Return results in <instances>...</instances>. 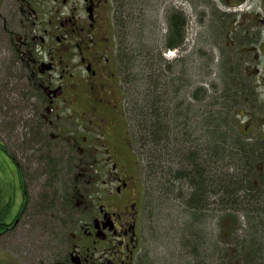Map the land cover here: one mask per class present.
<instances>
[{"label": "rangeland", "instance_id": "1", "mask_svg": "<svg viewBox=\"0 0 264 264\" xmlns=\"http://www.w3.org/2000/svg\"><path fill=\"white\" fill-rule=\"evenodd\" d=\"M246 1L247 3L242 5L243 8L251 7L249 10L260 11L264 16V0ZM120 2L125 3L122 8L130 15L127 20L133 23L132 25L129 23L126 29L132 30L135 34H140L141 29H144L142 38L130 42L124 37L119 38L123 43L129 44V50L143 39H147L150 43H159V49H163L165 35L168 33L166 16L168 10L175 7L187 15V52L197 47V59L191 55L188 61L194 59V62L187 63L188 75L210 73L207 76L208 81L219 83L218 91L207 83L208 88L211 89L209 96L214 93V97L207 98L204 105H209L207 110L213 108L211 102L221 94L220 91L225 87L226 81H229L236 91L237 88L245 87L233 95V101H227L228 108L231 109L230 122H237V139L240 136L242 141L249 142L250 145L247 146L251 150L262 149L264 146V102L262 101L264 99V24L261 21H253L251 15H248L249 18L246 20L244 13L247 9L238 11L237 8L235 14V6L226 4L223 0H120ZM118 3V0H113L110 23L113 38L111 67L114 66L117 72L116 83L119 91L122 92L121 75L116 65L115 54L120 53L124 47L115 42V37L118 39V36H115L117 29L113 20ZM242 22L245 23L241 25ZM248 22L249 26L245 27ZM250 31L260 33L257 49L263 50L261 56L260 51L256 52L251 44L242 40V33ZM0 41L1 64L6 63L9 57L5 38L2 36ZM180 51V49L177 51L164 48L163 55L167 60L172 61L178 57ZM209 57H213V65L207 64L210 62ZM255 67L257 71L253 73L248 71L249 68ZM176 69L175 65L172 71L175 72ZM0 83V139L7 148L6 150L0 142V214L4 222L13 221L23 206V196L20 198L21 190L24 188L23 180L20 171H17L15 159L24 169L23 176L28 192V199L21 211L19 223L8 233L0 235V249L6 251L5 255L12 253L28 264H42L44 260H41L47 251L50 257H53L55 251L62 247L59 239L65 237L64 233L68 227L66 225L69 223L68 214L80 215L81 208L70 200L69 184L74 183L77 177L82 179L81 176H77L78 171L89 166L90 158L81 152L79 145L82 146L85 136L87 139L95 137L93 133L83 132L78 120L72 121L65 117L60 120L56 112L44 117L46 111L44 102L42 103L43 92L39 90L38 93L36 87H29L25 80H13L11 75L2 71ZM221 102L226 100L219 97L218 105H223ZM70 112L73 111L60 110L62 117ZM36 113V119L33 120ZM80 116H82L80 112L75 113V119ZM124 123L123 129L126 130L127 138L129 128L136 130L138 127L132 125L128 118H124ZM240 125L244 127L243 131ZM117 130L121 136V124ZM199 133V130L196 131V134ZM170 134L173 138L178 135L172 129ZM202 134L201 140L205 142L204 131ZM75 135L78 139H74ZM177 138L172 140L171 146L188 150L189 146L185 147L183 141ZM101 144L102 141L100 146ZM131 149L139 163L138 172L144 187L140 248V253L146 255L144 264H201L203 246L198 249L193 244L195 238L199 236L202 243L203 239L207 238L211 243L209 245L211 250L219 243V239L223 238L220 237L221 232L228 235V230L233 228L237 230V264L264 263L263 249L257 246L248 250L251 244H246V236L251 239L252 231L258 230L260 235H264L262 229L264 159H260L255 168L249 169L237 163L236 167H224L226 170L221 167L218 170L216 169L218 165L216 167L206 163L207 179L216 171H223L218 174V178H223L224 172L235 169L237 179L244 180V187L242 188L241 183H237V217L227 215L225 202L221 200L224 192L221 193V197L217 195L216 198L206 193L207 196L202 204L203 213L196 223V216L191 213L187 203L193 186L189 182L178 181L173 186L174 189L167 192L162 182L165 172L160 170L151 173L150 168L145 166L146 160L137 146ZM10 152L14 154L15 159ZM81 192L83 193L84 190ZM82 193L77 195L78 200L84 198ZM257 215L260 219L256 218ZM201 229L203 232L200 233ZM223 241L228 242L231 239H222V243H219L221 246ZM235 244L231 242L232 248H235ZM227 254H224L223 264H235L234 258L227 261Z\"/></svg>", "mask_w": 264, "mask_h": 264}, {"label": "flooded vegetation", "instance_id": "2", "mask_svg": "<svg viewBox=\"0 0 264 264\" xmlns=\"http://www.w3.org/2000/svg\"><path fill=\"white\" fill-rule=\"evenodd\" d=\"M223 1L235 6V14L237 8L238 11L247 9L246 20L251 15L253 21L264 24L261 12L242 7L246 0ZM112 7L113 0H0V38H5L9 57L6 63L0 64V73L5 71L13 80H25L29 87L43 92L44 117L56 112L60 120L64 117L78 120L82 131L95 137L85 136L82 146L79 145L81 152L90 158L89 166L82 171L79 168L76 175L82 179L76 176L75 182L69 184L70 200L81 208L80 215L68 214L65 237L59 239L62 247L53 257L47 251L49 255L46 252L42 264H144L146 257L140 253L144 187L139 163L123 129L122 93L116 83L117 72L111 67ZM248 26L249 22L245 27ZM255 34L260 38L257 31L243 32L242 40L256 52L260 51L261 56L263 50L257 49L259 43L250 42ZM235 36L237 41V33ZM257 70L256 67L248 69L250 73ZM63 109L73 112L62 117L60 110ZM77 112L82 116L75 119ZM36 116L37 113L33 120ZM120 124L121 136L117 130ZM15 161L23 180L24 191L21 190L20 197L23 196V206L11 222H4L0 214V235L17 226L28 199L24 169ZM79 193L84 196L82 200L76 198ZM256 218L260 219L258 215ZM250 235L251 239L246 236V244H251V248L260 246L264 251V235L258 230ZM222 239L218 242L222 243ZM219 243H214L210 250L211 243L204 238L201 264L224 263V242L223 246ZM5 252L0 249V264H28Z\"/></svg>", "mask_w": 264, "mask_h": 264}, {"label": "trees", "instance_id": "3", "mask_svg": "<svg viewBox=\"0 0 264 264\" xmlns=\"http://www.w3.org/2000/svg\"><path fill=\"white\" fill-rule=\"evenodd\" d=\"M118 1L117 13L113 20L117 29L115 36H118V39L115 37V42L124 47L120 53L115 54L116 65L121 75L124 118H128L132 125L138 127L136 130L129 128L128 142L132 148L137 146L146 160L145 166L150 168L151 173L160 170L165 172L162 182L167 192L172 191L178 181H186L193 186L187 203L191 213L196 216L195 222H198L203 213L202 204L206 193L216 198L217 195L221 197V193L224 192L221 200L225 202L227 215L237 217V183H241L243 188L244 180L237 179L235 169L224 172L223 178H218V174L223 171H216L208 179L205 173L208 167L206 163L216 167L218 165L216 168L218 170L221 167L223 169L236 167L237 163L249 169L255 168L259 160L264 159V146L260 150L248 148L249 142L242 141L240 136L237 139V122H230L231 109L228 108L227 101H233V95L245 87L237 88L236 91L231 83L226 81L225 87L219 90L221 94L211 102L213 108L207 110L209 105H204L206 99L214 97V93L209 96L211 89L207 83H210L215 91H218L219 83L208 81L207 76L210 73L188 75L187 63L194 62V59L188 61L191 55L197 59V47L187 52V15L175 7L167 12L168 33L165 35L166 40L162 48L181 50L178 57L170 61L164 57L163 49H159V43H150L143 39L129 50V44L119 39L124 37L130 42L142 38L144 29H141L140 34L126 29L129 23L131 25L133 23L127 20L130 15L122 8L125 3ZM257 41H259L257 35L250 38L254 45H258ZM209 60L207 64L213 65V57H209ZM175 65L177 69L173 72ZM219 97L226 100L221 102L223 103L221 106L218 105ZM171 129L178 134V138L177 136L173 138L170 134ZM240 129L243 131L244 127L240 125ZM198 130L200 133L196 134ZM202 131L206 135L205 142L201 140ZM176 138L183 141L185 147L189 146L188 150L172 147L170 143ZM0 142L5 147L2 140ZM5 149L7 150L6 147ZM225 234L222 235L223 239L231 241H223L222 257L225 258L224 254L228 253L227 261L237 259V245L235 244L234 249L231 246V242L236 243L237 230L229 229L228 235ZM201 240L197 236L193 242L198 249L202 247Z\"/></svg>", "mask_w": 264, "mask_h": 264}]
</instances>
